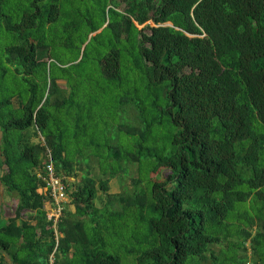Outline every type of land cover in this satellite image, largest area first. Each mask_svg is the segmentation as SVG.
Listing matches in <instances>:
<instances>
[{"label":"trees","instance_id":"trees-1","mask_svg":"<svg viewBox=\"0 0 264 264\" xmlns=\"http://www.w3.org/2000/svg\"><path fill=\"white\" fill-rule=\"evenodd\" d=\"M74 1L0 0V264L264 263V0Z\"/></svg>","mask_w":264,"mask_h":264},{"label":"rangeland","instance_id":"rangeland-1","mask_svg":"<svg viewBox=\"0 0 264 264\" xmlns=\"http://www.w3.org/2000/svg\"><path fill=\"white\" fill-rule=\"evenodd\" d=\"M94 1L96 0H85V1L75 0L73 4L68 5L67 11L76 12V14L88 13L89 8L92 7V3H94ZM107 2L110 6H114L115 4L114 0H107ZM119 2H120L119 10L123 11L126 8L127 4L122 2L121 0H119ZM151 25L154 26V23L151 22ZM58 28H59L58 31H61V27L59 26ZM69 56L71 55L69 54ZM59 84L61 88H63L64 91H66V93H69L70 86L68 85L66 80H60ZM1 138H2V133L0 131V143H1ZM40 139L41 138L38 139L34 137V141H39ZM77 159H81V158L77 157ZM81 162H82V166L84 167V169L87 170L88 167L86 163H84L82 159H81ZM89 165L91 166V171L94 175L102 176L98 160L92 157ZM0 175H1V172H0ZM80 176H79V179H80ZM138 177H139V174H138L136 166H133V167L130 166L128 174H121V176H118L117 178H113L111 180L110 193L114 195H118V194H128V193L133 192L135 190L134 179ZM72 178H74L72 181L76 179L75 177H72ZM68 186H69L68 190L70 189V191L71 190L73 191L75 188L70 183H68ZM70 191L68 192V194L70 193ZM98 194H99V198L98 200H96V205L98 207H102L106 203L107 199L105 197V194H103L100 190ZM17 203H18L17 196L8 192L7 188H5L4 185H2V183L0 182V213H1L0 215H1L3 223L5 224L7 223L9 212L11 209H14L13 207H15ZM65 203H66L65 207H68L67 205L70 203V196H69V201H66ZM69 208L73 209L72 206H70ZM26 216L27 217L25 219H31V214H26ZM255 228L256 227H254V230H256ZM248 229H250L249 226H248ZM247 246L249 247L248 253H246L243 250L239 251L241 258L246 257V262L244 264H264L260 260L259 255H256V252L252 250V246L250 245L249 242L247 243ZM4 256H6V263L11 264L10 258L6 254Z\"/></svg>","mask_w":264,"mask_h":264},{"label":"built area","instance_id":"built-area-1","mask_svg":"<svg viewBox=\"0 0 264 264\" xmlns=\"http://www.w3.org/2000/svg\"><path fill=\"white\" fill-rule=\"evenodd\" d=\"M48 158V163L44 169L37 173L38 177L45 181L44 190L52 199L48 217L54 222L53 227L57 231V224L64 214L65 202L69 201L68 185L62 177L57 175L52 154H49Z\"/></svg>","mask_w":264,"mask_h":264},{"label":"water","instance_id":"water-1","mask_svg":"<svg viewBox=\"0 0 264 264\" xmlns=\"http://www.w3.org/2000/svg\"><path fill=\"white\" fill-rule=\"evenodd\" d=\"M167 25H169V26H173V24H171V23H168ZM96 33H94V34H92V35H95ZM91 35V36H92ZM91 38V37H90Z\"/></svg>","mask_w":264,"mask_h":264},{"label":"crops","instance_id":"crops-1","mask_svg":"<svg viewBox=\"0 0 264 264\" xmlns=\"http://www.w3.org/2000/svg\"><path fill=\"white\" fill-rule=\"evenodd\" d=\"M47 206H49V207H50V206H51V204H49V205H47Z\"/></svg>","mask_w":264,"mask_h":264}]
</instances>
